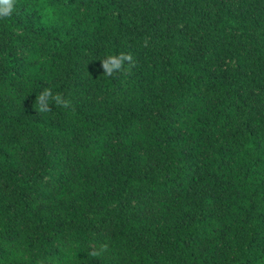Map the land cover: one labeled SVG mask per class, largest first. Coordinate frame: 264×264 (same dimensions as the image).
<instances>
[{
  "label": "trees",
  "instance_id": "trees-1",
  "mask_svg": "<svg viewBox=\"0 0 264 264\" xmlns=\"http://www.w3.org/2000/svg\"><path fill=\"white\" fill-rule=\"evenodd\" d=\"M0 264H264V0H0Z\"/></svg>",
  "mask_w": 264,
  "mask_h": 264
},
{
  "label": "clouds",
  "instance_id": "clouds-1",
  "mask_svg": "<svg viewBox=\"0 0 264 264\" xmlns=\"http://www.w3.org/2000/svg\"><path fill=\"white\" fill-rule=\"evenodd\" d=\"M10 7H11V4L10 3H6L4 10L7 12L10 9ZM115 59L117 60V63L108 66V69L107 70L109 72H112L113 69L119 68L121 66V63L123 62L124 59L131 60L132 57L130 55H128V56H123L122 59L120 57H116ZM44 95L45 96L47 95V91H45ZM93 254L95 255L96 253H93Z\"/></svg>",
  "mask_w": 264,
  "mask_h": 264
}]
</instances>
